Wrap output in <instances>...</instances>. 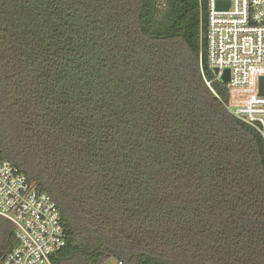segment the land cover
Here are the masks:
<instances>
[{
	"label": "trees",
	"instance_id": "trees-1",
	"mask_svg": "<svg viewBox=\"0 0 264 264\" xmlns=\"http://www.w3.org/2000/svg\"><path fill=\"white\" fill-rule=\"evenodd\" d=\"M207 2L0 0V157L56 202L54 264H264V138L209 65Z\"/></svg>",
	"mask_w": 264,
	"mask_h": 264
},
{
	"label": "built area",
	"instance_id": "built-area-1",
	"mask_svg": "<svg viewBox=\"0 0 264 264\" xmlns=\"http://www.w3.org/2000/svg\"><path fill=\"white\" fill-rule=\"evenodd\" d=\"M205 32L208 62L227 84L229 110L264 138V0H207ZM227 2L229 5L227 7ZM211 86V80H207ZM0 216L14 227L16 245L0 249V264H54L66 245L61 213L16 165L0 157ZM112 264H125L114 259ZM106 261L102 264H108Z\"/></svg>",
	"mask_w": 264,
	"mask_h": 264
},
{
	"label": "water",
	"instance_id": "water-1",
	"mask_svg": "<svg viewBox=\"0 0 264 264\" xmlns=\"http://www.w3.org/2000/svg\"><path fill=\"white\" fill-rule=\"evenodd\" d=\"M228 5H229V2H227V7H228ZM214 71L217 74L219 72V69L215 68ZM221 79H222L223 82H227V81L230 80V70L228 68L225 69L224 73L221 76ZM262 81H263V84H264V78L262 79ZM262 89H263L262 91L264 92V85H263Z\"/></svg>",
	"mask_w": 264,
	"mask_h": 264
},
{
	"label": "rangeland",
	"instance_id": "rangeland-1",
	"mask_svg": "<svg viewBox=\"0 0 264 264\" xmlns=\"http://www.w3.org/2000/svg\"><path fill=\"white\" fill-rule=\"evenodd\" d=\"M115 260L114 259H110L108 264H112Z\"/></svg>",
	"mask_w": 264,
	"mask_h": 264
}]
</instances>
